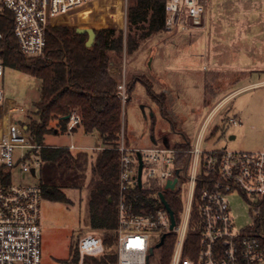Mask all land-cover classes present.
<instances>
[{
    "label": "built area",
    "instance_id": "obj_1",
    "mask_svg": "<svg viewBox=\"0 0 264 264\" xmlns=\"http://www.w3.org/2000/svg\"><path fill=\"white\" fill-rule=\"evenodd\" d=\"M101 1L104 0H0V18L11 15L21 51L39 57L45 54L49 28L70 23L71 18L79 16L80 9L95 7ZM119 1L125 5L121 22L127 25L130 0ZM209 1L166 0V32L192 35L204 31ZM86 11L90 14L92 9ZM3 37L0 30V40ZM4 73L0 60V76ZM116 90L124 107L128 101L126 82L118 84ZM213 112L189 149L175 147L169 137L165 144L131 147L122 132L119 145L112 148L120 155L118 222L114 231L116 264H160L159 256L157 261L153 260L162 247L157 245L163 235L167 238L173 233L177 241L170 264H264V147L255 152L203 149L206 132L218 110ZM22 113L23 108L8 101L0 89V264L43 262L44 196L39 181L42 151L51 146L30 135L28 126L16 118ZM232 122L240 123L236 118ZM81 123V117L72 113L67 133L72 134ZM180 143H188L182 134ZM64 148L88 149L74 144ZM105 149L100 142L88 150ZM182 155L190 156L187 172ZM18 175L24 178L17 181ZM136 188L153 192L159 205L152 209L141 206ZM160 194L174 213L173 228L170 211ZM233 194L245 197L251 204L254 222L246 227L239 228L232 214L229 196ZM167 196L182 203L178 217ZM193 213L197 214V221L192 230L199 233L200 240L196 254L185 256ZM78 250L80 264L86 256L100 258L106 253L104 239L89 233L80 239Z\"/></svg>",
    "mask_w": 264,
    "mask_h": 264
},
{
    "label": "rangeland",
    "instance_id": "obj_2",
    "mask_svg": "<svg viewBox=\"0 0 264 264\" xmlns=\"http://www.w3.org/2000/svg\"><path fill=\"white\" fill-rule=\"evenodd\" d=\"M257 1L264 0H210L208 7L209 28L206 22L204 31L192 35L181 32L157 34L153 38L141 41L139 46L131 52L128 47L130 34L128 22L126 25L125 22L119 21L122 10L125 12V5L119 0L112 2L104 0L95 7L90 5L82 8L79 10L81 12L79 16H74L70 19V23L63 26L97 30L113 27L122 31L126 66L123 68L120 83L129 81L137 75L148 78L156 92L166 94L169 117L172 119L170 109L174 110L177 127L179 128L178 125L181 126L182 130L179 131L182 134L185 133L183 134L184 137L186 135L192 146L196 143L204 120L218 107V112L211 120L206 132L202 148L205 150L223 149L255 152L264 147V84L250 87L231 97L225 104L221 105V103L225 100L222 99L224 96L233 94L229 92L248 84L264 81V73H261L264 71V67L254 65L255 61L249 55L240 54L236 50H230L227 54L224 53L231 46L230 39L236 37L241 28H244L241 23L251 22L260 17L261 13L253 10ZM130 3L131 0L128 8ZM89 9H92L90 14L86 11ZM262 19L264 20V13ZM257 32H264V29L259 31L257 28H252L249 35L252 36ZM206 36H211L215 42H220L223 47L222 51H217L219 52L217 57H220L217 65L213 68L210 67V70L217 72V75L213 77L219 80L217 88L207 82L196 85V77L200 76L201 73L202 75L205 74L203 71L204 58L200 56L202 53V44L200 45V43L204 41ZM162 52L168 54L165 58L169 59L174 66L168 76V87L177 96L174 105H172L173 100L170 92L162 87L161 81L153 79L149 69L150 58L155 55L156 58H160L159 54ZM223 54L225 55L223 56ZM4 67L5 73L0 76V89L4 91L8 101L23 108L24 113L16 118L21 124L29 125L32 120L38 119L35 112L36 103L41 95V82L34 76L8 66ZM205 79L204 81H210L208 77ZM178 85H180V90L177 89ZM225 89L229 91H225ZM143 105L145 107L142 108ZM155 107L156 104L147 96L146 88L138 83L132 100L127 101L123 107V131L124 134L126 133L125 139L129 146L146 147L151 145L148 138L143 139L142 142L134 139V136L139 139L144 132L145 115L149 125L152 124L151 114H155L158 122L160 132L157 142L159 144L167 143L168 139H163V136L169 137L173 143L180 142L181 134L174 133L171 125L167 121L163 122V117L159 111L155 110ZM235 118L240 121L237 125L232 122ZM222 126L226 128L224 135L220 130L213 134L214 129ZM20 133L22 134V132ZM45 143L55 146H68L77 143L92 148L100 143V140L96 135H85L80 130L73 136L67 132H61L59 135H48L45 138ZM72 152L76 153V150ZM87 153L89 158L85 186L81 190H66L74 205L69 206L63 202L45 198L42 202V264H74L70 250L72 244L79 245L80 239L89 233L97 234L103 238L102 232L95 231L87 225L89 184L93 177L92 164L98 151L90 152L87 150ZM23 178L24 175H18L16 180L21 181ZM229 201L232 214L239 228L254 222L251 204L245 197L233 194L229 196ZM109 251L115 252V247ZM156 254L153 260L157 261L159 251Z\"/></svg>",
    "mask_w": 264,
    "mask_h": 264
},
{
    "label": "trees",
    "instance_id": "obj_3",
    "mask_svg": "<svg viewBox=\"0 0 264 264\" xmlns=\"http://www.w3.org/2000/svg\"><path fill=\"white\" fill-rule=\"evenodd\" d=\"M165 4L166 0H131L128 8L130 52L134 51L141 41L166 32ZM0 30L4 34L0 40V60L4 66L34 76L41 82V95L36 103L35 112L38 119L27 125L30 135L43 144L45 138L54 134L57 129L67 132L69 119L66 117L72 113L81 117V126L87 133L98 132L102 135V144L107 149L98 151L92 164L93 177L89 184L87 225L95 231L102 232L108 251L100 258L86 256L83 264H116L117 255L109 250L115 247L116 240L114 231L118 222L116 200L120 155L112 148L119 145L123 132V103L116 85L113 91L104 90L100 97H96L86 84L85 73L90 69L101 68L105 49L124 50L123 32L113 27L95 29V42L88 48L86 46L88 34L77 33L75 27L54 26L47 32L45 54L31 57L20 49L13 33L11 15L0 18ZM138 83L146 88L148 98L158 106L161 116L171 125L173 132L182 134L177 124L169 117L166 94L156 92L148 78L137 75L126 81L128 101L132 100ZM54 122H57L55 126ZM219 130L223 135L226 132V128L222 126L214 129L213 134ZM185 138L188 143L178 142L174 143V146L191 148L189 139L186 136ZM88 158L89 155L85 151L74 153L66 148L44 149L39 181L44 198L73 206L74 202L66 190L83 189ZM181 158H185L187 172L190 156L182 155ZM136 193L139 194L141 206L152 209L159 205V200L153 192L136 188ZM167 198L178 217L183 210L182 203L168 196ZM132 199L134 203V195ZM196 221L197 214L193 213L185 245V256H193L197 252L200 237L199 233L192 230ZM176 241V234L167 236L159 250L160 264H170ZM70 250L72 263L79 264L78 245L72 244Z\"/></svg>",
    "mask_w": 264,
    "mask_h": 264
},
{
    "label": "crops",
    "instance_id": "obj_4",
    "mask_svg": "<svg viewBox=\"0 0 264 264\" xmlns=\"http://www.w3.org/2000/svg\"><path fill=\"white\" fill-rule=\"evenodd\" d=\"M253 10L256 12L259 11L261 13L260 17H258L256 20L251 21V22L245 21V22L241 23L244 25L243 26L244 28H241V31H239V33L237 34L236 37H233L232 39H230L231 46L229 48H227V50L224 53L227 54L230 50H233V51L236 50V51L240 52V54L249 55L250 58L255 61L254 65L255 64L257 66L262 65L264 67V32H261V33L257 32L256 34H254L252 36L249 35L252 28H257V29H259V31H261V29L262 30L264 29V20L262 19V15L264 13V1H261V2L257 1L255 3V7ZM206 22H207L208 28H209L208 12H207ZM200 34H202V33H200ZM201 44H202V46H201L202 47V53L200 56H201V58H204L203 59L204 60V70L203 71L205 72V74L202 75V73H201L200 76L196 77V79H195L196 85L197 84L201 85L202 83L207 82L211 86L217 88L219 86V80L213 78L215 75H217V72L210 70V67L213 68V67H215V65H217V62L220 58V57L219 58L217 57L218 53H219L217 51H219V50L222 51L223 47L220 45V42L219 43L215 42V39H213L211 36L210 37H207V36L204 37V41L202 43H200V45ZM216 45H218V46H216ZM225 54H223V56ZM159 55H160V58H156V55L154 57L150 58L149 69L153 75V79L154 80L158 79L159 81H161V83L163 85L162 87L164 89H166L168 92H170V94L172 95L171 96L172 100H173L172 105H174V103L177 100V96L174 95L173 91L168 87L169 72L172 71L174 66L170 62L169 59L165 58L168 54L166 55V54H164V52H162V54H159ZM125 66H126V57H125V53L123 51L118 50V49H112V48L105 49L103 51V62H102L101 68L100 69H90V70L86 71V73H85L86 84L88 85L91 92L96 97H100L101 93L104 90L113 91L115 88V85H118V83L121 82L123 68H125ZM261 73H264V71H261ZM207 77L209 78L210 81H204V79ZM206 84H205V86H206ZM262 84H264V81L248 84L246 86H243L241 88H238L234 91L229 92V93H233V94H231V95L227 94L226 96H224V98H222V99H225V100H224V102L221 103V105L225 104V102H227L231 97L235 96L236 94H238V93H240V92H242V91H244L250 87H255L258 85H262ZM212 88H210V90H213ZM177 89L180 90V85H178ZM227 89H225V91H229ZM215 91H217V89H215ZM141 107L143 108L145 106L143 105ZM155 108H156L155 109L156 111H159V108L157 105ZM171 108H172V106H171ZM214 110L217 111L218 107ZM170 111H171L170 116L172 117V120L176 123V121H177L176 120V113L172 109H170ZM214 113L215 112H211L210 115H208V117L204 120L202 127L205 124V122L207 121V119H210ZM151 115H152V119H153L152 124L149 125V122L147 120V116L145 115V118H144V120H145L144 124L145 125H144V129H143L144 132L141 134V137L139 139H137L136 136H134V139L142 142L143 139L148 138L149 141L151 142V144L158 141V136H159V132H160V130L158 129V122H157V119L155 118V114H151ZM163 122H166V120H164V118H163ZM56 124H57V122L53 123L54 126ZM178 126H179L178 129L181 131L182 130L181 126L180 125H178ZM202 127H201V129H202ZM201 129H200V131H201ZM80 130H82L85 135H88V134L89 135H96L97 138H99L100 142L102 143V135L100 133H98V132L87 133L84 130V128L82 129V126L75 129L72 133V136L75 135L76 133H78ZM56 131H58V132H56ZM56 131L54 133L56 135H59L62 132L59 129H57ZM183 134H185V133H183ZM127 138H128V135H127ZM164 138L168 139L167 136H163V139ZM129 142L130 141L128 138V143ZM72 144H74V143H72ZM74 145L89 149V147L85 146V145H79L77 143ZM50 146H51V148H64V147H66V146H55V145H50ZM87 150L85 152H87ZM88 151L95 152L98 150H88ZM76 152H79V151H76Z\"/></svg>",
    "mask_w": 264,
    "mask_h": 264
},
{
    "label": "water",
    "instance_id": "obj_5",
    "mask_svg": "<svg viewBox=\"0 0 264 264\" xmlns=\"http://www.w3.org/2000/svg\"><path fill=\"white\" fill-rule=\"evenodd\" d=\"M76 31L77 33L79 34H88V40L86 42V46L88 48H91L95 42V39H96V32H95V29L94 28H76ZM67 119L70 118V116L66 117ZM26 130H28V127H26ZM58 132V131H56ZM141 170H142V162L140 163V167H139V178H138V183H139V186H141ZM169 186H173V185H169ZM160 198H161V201L166 205V207L169 209L170 211V214H171V217H172V228L175 226V219H174V213L173 211L170 209L168 203L166 202L165 200V197L163 194H160ZM165 238H166V235H163L160 243L157 245V248H160L163 244H164V241H165ZM153 249H151L150 251V254L152 255L153 254Z\"/></svg>",
    "mask_w": 264,
    "mask_h": 264
}]
</instances>
